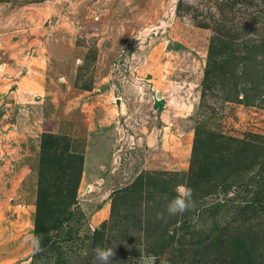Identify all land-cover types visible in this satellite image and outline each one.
I'll return each instance as SVG.
<instances>
[{"label": "rangeland", "instance_id": "obj_1", "mask_svg": "<svg viewBox=\"0 0 264 264\" xmlns=\"http://www.w3.org/2000/svg\"><path fill=\"white\" fill-rule=\"evenodd\" d=\"M233 1L0 0V264H96L93 233L109 223L118 190L154 171L206 173L192 170L196 128L204 138L213 134L215 158L235 163L236 139L261 143V155L246 154L227 177L224 165L210 181L203 176L216 187L190 221L199 248L185 257L173 256V247L155 256L146 252L155 233L108 225L103 247L115 245L112 264H198L200 257L210 264L222 252L207 255L205 244L220 233L264 240L256 193L264 196V91L257 101H227L224 86L235 79L229 73L202 96L213 36L234 28L237 60L264 40V0L230 7ZM43 132L68 136L84 167L76 202L48 233L54 247L34 255L25 238L35 234ZM61 171L46 174L54 204L66 187ZM16 183L34 189L16 193Z\"/></svg>", "mask_w": 264, "mask_h": 264}, {"label": "trees", "instance_id": "obj_2", "mask_svg": "<svg viewBox=\"0 0 264 264\" xmlns=\"http://www.w3.org/2000/svg\"><path fill=\"white\" fill-rule=\"evenodd\" d=\"M237 2V0H234L233 4L229 6L234 7ZM219 29L222 31L220 27ZM230 30L234 31V28L228 29L227 32L222 31L224 32L223 34L220 33L213 36L210 41L202 83V96L205 95L208 89L217 85L223 76L230 73L235 79L230 86H224L227 89L225 99L231 102H250V99L257 101L259 98L258 94L264 91V76L260 74L264 70V59L257 60L256 56L259 54L255 53H258V51L264 53V40L255 46L253 45L250 48V53L244 54L237 60V56L231 51L233 38L237 33ZM232 33L234 34L232 35ZM244 82L246 86H243ZM241 93L243 97L239 99ZM261 101L264 105V100ZM201 132L203 131H200V128H196L191 164L192 170L194 165H198V167L200 166L198 169H206V173L197 176V174L191 171L186 176L180 177L179 172L162 170L151 172L149 176L139 175L133 183L118 190L117 196L111 205V219L108 220L109 223L104 221L101 226L102 228L95 229L93 233V242L91 243L93 247H103V243L105 242L103 240L106 237L109 238L111 232L105 233V228L117 230L116 226L119 225L126 230L144 228L151 234L155 233L153 239L149 241L150 245L146 247V252L155 256L160 251L169 247H173V256L180 257H185L187 250H191L194 247L199 248L202 240H195L194 235L197 232H191L190 230L193 227L190 221L192 220L193 213L197 211L196 207L188 213L177 216H168L165 211L167 202L176 195L174 191L175 187L178 184H186L192 188L196 205H198L204 195L216 187V184H210L209 182L210 178L213 177L212 173L215 169H222L224 165L225 170L222 172V175L227 177L238 172L242 168L243 163L248 161L245 157L246 154L253 153L251 159H254L261 155L260 150H262L261 143L236 139L239 143L235 150L237 155L235 163L232 157L228 159L225 156L215 158L216 142L210 141V139L213 140V134H209L204 138L203 136L205 135L202 134L205 133ZM73 149L77 151L70 143V138L66 135L51 132H43L41 134L39 187L34 233L43 237L44 251L54 247V244L50 242L48 233L63 221L65 212L76 202L77 189L83 173L84 156L77 154L75 151L73 152ZM56 167H60V170L64 171H61L62 174L66 173L67 176L65 177V190H58L55 193L58 199L54 204L50 200V184H48L46 174L55 170ZM203 176L210 180H204L205 182H203L201 180ZM205 186L207 188L203 190L204 193H200L199 190ZM261 192L256 191L257 195H259V201L264 203V196L260 197ZM147 202H150V204L146 205ZM242 210L245 212L247 208H242ZM157 213H163L164 218L157 219ZM142 214H145L144 218H142ZM108 225H111L110 228ZM204 232L206 233L204 234V238L208 239V236H206L208 233ZM186 234L191 235L188 242L184 239ZM221 236L222 234L220 233L219 239L215 238V241L213 240V242L205 244L207 247L204 248V251H207L205 253L207 255L212 249L222 252L218 256V259L211 260L210 264H221V262L223 264H264V240L256 237L254 234L245 238L227 237V235ZM226 254L227 256L224 258L223 256ZM222 258L226 260L222 261ZM199 259L201 260L198 261V264L208 263L207 260L204 261L207 258L200 257ZM218 260L221 262H217ZM190 264H194V262Z\"/></svg>", "mask_w": 264, "mask_h": 264}, {"label": "clouds", "instance_id": "obj_3", "mask_svg": "<svg viewBox=\"0 0 264 264\" xmlns=\"http://www.w3.org/2000/svg\"><path fill=\"white\" fill-rule=\"evenodd\" d=\"M176 195L170 199L165 211L168 216H175L185 212L192 211L196 207V201L193 196V189L186 184H179L174 189ZM163 213H157V219H163ZM43 237L36 234H30L25 238L34 255L42 253L45 249L43 246ZM114 246L101 247L97 246L94 250V259L96 264H112V258L115 256Z\"/></svg>", "mask_w": 264, "mask_h": 264}, {"label": "crops", "instance_id": "obj_4", "mask_svg": "<svg viewBox=\"0 0 264 264\" xmlns=\"http://www.w3.org/2000/svg\"><path fill=\"white\" fill-rule=\"evenodd\" d=\"M26 189L28 190V189H34V186H32V184L30 183V184H21V185H19L18 183H16V186H15V192L16 193H20V194H24V193H26L27 191H26ZM33 193V192H32ZM28 198V197H27ZM29 200H31V204L33 205V203L35 202V196L34 195H30V197H29Z\"/></svg>", "mask_w": 264, "mask_h": 264}]
</instances>
